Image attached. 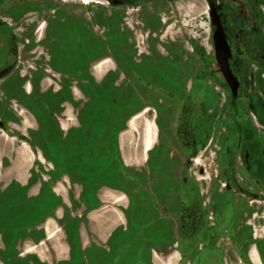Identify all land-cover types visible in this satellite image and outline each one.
<instances>
[{"label":"flooded vegetation","instance_id":"af4514ba","mask_svg":"<svg viewBox=\"0 0 264 264\" xmlns=\"http://www.w3.org/2000/svg\"><path fill=\"white\" fill-rule=\"evenodd\" d=\"M35 1L0 0V175H7V138L28 142L35 159L42 163L49 161L45 151L38 155L27 130L20 131L28 117L42 131L43 149L51 148L53 162H49L53 164L54 184L66 185L73 209L83 203L99 205V192L105 187L121 189L128 201L126 217L129 223L133 222L130 236L134 241L140 236L145 238L151 251L161 247L167 263L178 255L176 264H226L221 255L229 244L239 256H250L253 264H260L258 253L252 247L260 252L261 242H250L253 237L248 232L250 222L246 219L251 215L248 204L254 200L264 203V0H204L215 67L211 77L208 72L189 73L186 58L181 60L184 56L181 47L154 41H147L141 47L137 40L125 37L119 29L118 38L109 42L89 33L60 39L66 53L60 54L64 63L58 71L68 70V73L54 74L43 60L45 52L40 43L47 36L53 37V42L56 40L51 27L60 12L45 24L30 21L26 18L28 15L44 12ZM80 1L89 8L91 2H97ZM106 1L112 7L132 6L136 11H143L150 1L178 0ZM212 11L217 17L214 25ZM217 24L229 47L228 63L238 81L236 94L232 93L217 61L213 38ZM41 27L43 31L37 38L35 35ZM19 29L24 32L17 38ZM203 77L212 84L220 79L226 89L228 96L221 105L226 113L221 119L220 114L213 116L215 96L212 88L204 87ZM109 91L119 97L116 103L112 100V109L122 111L129 104L142 111L128 119L129 130L120 131L117 136L112 132L124 122V116L118 112L114 121L108 123ZM241 94L244 95L241 108L235 105L233 108L229 99ZM139 99L153 108L155 119L142 122V158L146 153V165L127 168L121 162L118 139L121 136L125 150L127 134L137 130L138 119L147 111L146 106H140ZM173 107L179 110L175 120L180 127L178 146L166 154L160 146L159 126L166 121L165 111ZM203 124L204 130L196 128ZM10 125L16 133L11 134ZM219 126H224L221 132ZM51 131V136L46 134ZM205 142L207 145H203ZM213 147L217 149L213 153L215 181L210 179L204 190L203 184L188 182V173L192 170L191 163L199 162L197 155L202 148ZM21 154L23 162H28L26 149ZM23 162L14 163L19 174L23 171ZM197 172L202 175L207 170L200 166ZM218 176L224 182L220 183ZM27 180L26 186L12 185L7 191H0V222L7 228L11 214L3 205L18 197L20 187L23 197L32 198L30 204H39V220L54 215L58 197L52 186L30 185V178ZM0 186L8 187L7 182H0ZM33 186H39L40 190L35 196H29ZM14 188L18 190L15 192ZM75 191L80 192L78 200L74 198ZM240 228H246L249 239L245 237L237 245L236 233ZM46 231L49 237L54 236L50 223L46 224ZM109 249V253L93 254L92 261L87 256L84 261L83 255L77 254L75 263L67 264H103L107 255L116 256L119 251ZM14 256L12 262V257L7 258V264H38L35 258Z\"/></svg>","mask_w":264,"mask_h":264},{"label":"rangeland","instance_id":"374dc122","mask_svg":"<svg viewBox=\"0 0 264 264\" xmlns=\"http://www.w3.org/2000/svg\"><path fill=\"white\" fill-rule=\"evenodd\" d=\"M91 1V0H90ZM97 2H91V8L89 5H84L80 0H37L35 5L44 8V12L38 15L32 14L28 15L26 18L33 19V22L44 23L49 22L51 16L57 15L56 19L52 21L51 32L55 35L56 40L53 42V37L47 36L40 43L41 47L44 49L45 55L43 60L47 63L49 70L54 74H67L68 70L65 72L58 71V67L61 63H64V59L61 58L62 53H66V50H63L60 45V39H72V34H86L91 35L96 34L97 38H105L109 41H114L118 38L117 29L122 30V33L125 37H129L131 40H137L139 45L143 47L146 45L147 41L154 43H164L170 42L177 47L183 49L181 60L186 58L187 68L186 70L189 73L202 71L203 74L208 72V77L212 75L210 72L215 71L214 62H213V46H212V37L210 31L208 9L204 0H178L176 2H148L145 5L143 11H136L132 6L117 8L112 7L107 3L106 0H96ZM59 7L58 10H54ZM19 11V9L17 10ZM16 11V12H17ZM17 18L20 15L16 16ZM28 21V22H30ZM19 25V24H18ZM44 26V25H43ZM43 27L39 29L35 36L39 38ZM24 31L21 29L16 31L17 38H20V35H23ZM71 33V34H70ZM160 40V41H159ZM113 43V42H110ZM162 51V49L159 47ZM176 54L175 52L172 53ZM52 55V58L49 57ZM199 57V58H198ZM207 76V75H205ZM247 79V78H246ZM210 79L203 77V84L209 86L213 90L215 96V103L213 104V116H218L220 114V119L226 113L225 108H222V103L227 95L226 89L222 87L220 79L217 80V84L208 83ZM253 80V79H252ZM215 81V80H213ZM245 83V82H244ZM46 86V83H43V87ZM248 86V85H247ZM215 88V90H214ZM252 88L255 89V84L252 81ZM217 92V95H216ZM238 96L230 100V105H234L236 108H241V104L244 101V95ZM108 123L114 121L116 115L121 114L124 116V122L118 124L117 130L112 132L114 136L120 131L129 130V127L126 126L127 120L130 119L133 115L142 112L141 110L126 106L122 111H117L111 108L112 100L116 103L118 101V95L114 91L108 92ZM217 98V101H216ZM117 100V101H116ZM132 103V101H130ZM140 106L147 107V111L143 114V117L138 119V127L134 132L127 134L126 139V150L131 152H136L137 168H143L146 165L145 159H147V154L145 153L142 158V122L143 119L151 120L152 122L155 119V113L153 108L139 99ZM217 105V106H216ZM114 106V105H112ZM13 110V109H11ZM179 113L177 108L169 109L165 111L166 121L159 126V137L161 139L157 145L160 144L162 150L167 154L170 151L174 152V148L178 146V137H179V126H176L175 120L176 115ZM22 126V125H21ZM24 128H27L26 125H23ZM22 126V128H23ZM205 129V125H198V128ZM10 128L13 130L11 134L16 133L13 125H10ZM224 126H219V131L223 130ZM24 130V129H21ZM111 127H108V134H110ZM18 132V131H17ZM51 136L52 131L46 133ZM32 136V135H31ZM113 138V137H112ZM51 140V138L49 139ZM51 143L47 142V145ZM110 145V144H109ZM203 145H207L205 142ZM146 146H149L148 144ZM21 145L16 140H10L7 138V168L11 165H15V161L21 160L23 162L22 150L20 149ZM110 146H108L109 148ZM18 150V151H16ZM216 147L208 148L198 153L197 158L199 159L198 163H191L192 170L188 173V182L193 184H203V189H206L210 179L212 182L215 181L216 175V160L214 159L213 153L216 151ZM47 155H49V161L53 162L51 148L47 150L43 149ZM17 157V159H16ZM139 159V160H137ZM44 160V159H43ZM47 160L40 162L37 159H29L28 162L21 163L23 169H25L27 178H30V185L45 183L53 185L55 176L52 175L54 172L52 163ZM14 162V163H13ZM19 166V165H17ZM204 166L207 170L205 174H199L197 172L198 167ZM8 174V173H7ZM32 174V176H31ZM220 177H216L219 179ZM1 180L3 183V175H1ZM5 182V181H4ZM224 182L220 178V183ZM219 183V185H220ZM55 185V184H54ZM30 187V186H29ZM204 198L207 197V194L204 193ZM262 200H254L251 205H247V208L251 211V215L247 217V221L250 222V225H247L248 232L252 234L253 239L250 242H261L260 244V255L262 258V264H264V203L260 202ZM45 209V207H44ZM46 210L48 208L46 207ZM246 228H240L236 233V244L240 242L241 239L247 238L248 232L245 235ZM4 232H0V238L5 239ZM255 237V239H254ZM223 242L228 243L227 240ZM2 240L0 239V247L2 246ZM124 246L123 249H119L116 256L111 254L107 255L106 260L103 261V264H176L178 263V255L174 256L171 260V263H167L165 256L160 252L161 247L158 248V251H151L148 242L140 236L137 240L134 241V244L131 246ZM0 249V264H7V258L12 257V260L15 258L14 254H4ZM224 254L221 255L223 262L226 264H252L248 257L245 255L237 254L233 251L231 246L228 244L224 247ZM35 255L27 256L28 258H35L38 264H42L41 261L34 257ZM43 262H47L44 259L43 255L41 256ZM49 261V260H48ZM40 262V263H39Z\"/></svg>","mask_w":264,"mask_h":264},{"label":"crops","instance_id":"0c3cea01","mask_svg":"<svg viewBox=\"0 0 264 264\" xmlns=\"http://www.w3.org/2000/svg\"><path fill=\"white\" fill-rule=\"evenodd\" d=\"M23 125H26L27 128L23 126L24 130L20 131L27 130L29 135H32L31 139L38 150V155H40L41 151L43 152L41 144L44 141L41 138L42 131L37 129V126L28 117ZM120 138L121 136H119L118 145L121 162L127 168H134L137 165L136 158L140 156H136V152L133 150L131 152L124 150ZM8 139L16 140L15 138ZM19 143L20 149H26L30 159H35L36 154L29 143L26 141ZM124 147L126 148V146ZM16 171L14 165H11L7 168V175L1 174L8 187L0 186V191L5 192L12 185L21 187L27 185V171L23 169L21 174ZM1 175L0 182L2 183ZM21 187L19 190L14 188L15 192L18 190V197L3 205L4 209H7L11 214L9 228L0 222V232H5V239L0 238L2 240L0 249L4 254L22 255V257L35 255L34 257L40 261H43L41 260L43 255L48 264H67L72 261L75 263L76 255L80 253L83 255L84 261L86 256L89 261H92L93 254L109 253V247L123 249L124 246H128L132 248L134 240L132 235L130 236L133 233L130 224L133 222L129 223L126 217L125 210L128 201L121 189L105 187L99 192V205L83 203L82 206L79 205L78 208L73 209L69 189L66 185L60 182L56 185L53 184V193L58 197L54 215L39 220V204L36 202L30 204L32 198L23 197ZM39 190V186H33L29 189L28 195L35 196ZM78 193L80 194V192H74L75 200H78ZM118 199L121 200L118 201ZM47 223H50L54 234L52 237H49L46 231ZM252 248L257 251L260 264H262L260 252L256 247ZM248 258L251 262L250 256Z\"/></svg>","mask_w":264,"mask_h":264},{"label":"water","instance_id":"95a60500","mask_svg":"<svg viewBox=\"0 0 264 264\" xmlns=\"http://www.w3.org/2000/svg\"><path fill=\"white\" fill-rule=\"evenodd\" d=\"M212 16V25L215 24V21L217 20V17L214 14V11L211 12ZM215 43H216V51H217V61L220 67L221 72L223 73L227 83L229 84L231 91L233 94L237 93L238 89V81L233 76L229 63V47L227 45V41L225 39L224 34L221 31V28L217 24L216 30L214 31L213 36Z\"/></svg>","mask_w":264,"mask_h":264},{"label":"bare ground","instance_id":"6f19581e","mask_svg":"<svg viewBox=\"0 0 264 264\" xmlns=\"http://www.w3.org/2000/svg\"><path fill=\"white\" fill-rule=\"evenodd\" d=\"M85 2H87L88 0H84Z\"/></svg>","mask_w":264,"mask_h":264}]
</instances>
